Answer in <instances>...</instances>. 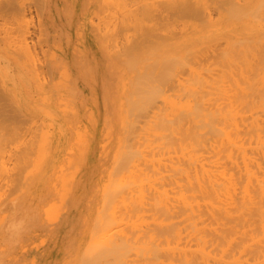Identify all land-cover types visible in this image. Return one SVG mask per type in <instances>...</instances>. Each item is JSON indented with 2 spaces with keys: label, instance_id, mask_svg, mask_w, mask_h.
Masks as SVG:
<instances>
[{
  "label": "bare ground",
  "instance_id": "1",
  "mask_svg": "<svg viewBox=\"0 0 264 264\" xmlns=\"http://www.w3.org/2000/svg\"><path fill=\"white\" fill-rule=\"evenodd\" d=\"M140 1L141 5L135 6ZM27 3L28 0L0 1V17L4 24L10 22V30L0 45V113L5 112L6 98L16 107L11 119L0 121V146L4 145L5 150L15 145L16 150L20 144L36 143L38 147L19 150V146V157L17 151L7 149L9 160L13 155L18 158L14 159L16 172L28 170L29 176L15 173L21 181L16 183L19 193L10 202L0 204V233L4 222L17 216V212L28 211L29 216H34L36 173L40 176L37 185L42 199L38 205L47 207L54 221L62 205L72 204L76 196L81 200L80 190L91 179L92 207L90 220L88 217L85 223L92 242L85 247L88 251L82 252L87 256L81 258L82 264H120V256L131 257L135 250L127 246L133 243L137 247L139 241H129L126 231L133 232L132 226L126 230L124 226L130 224L125 225L121 219H141L144 207V212L154 214L158 226H151L150 236L160 228V244L152 239L150 244L149 238L140 237L149 240L152 249L149 252L148 248V253L159 246L158 252L151 253L155 257L159 254L158 263H154L264 264V0H77L75 5H66L68 12L62 11L58 19L48 3L44 15L52 24L48 28L55 33L49 54V71L54 80L73 71L97 91L101 89L97 95H102L106 104L102 110L93 109L88 104L93 94L86 96L75 83L71 90L80 98L79 110L73 111L78 123L70 129L75 131L67 148L65 140H54L57 147H63L55 150L52 159L50 155L44 157L49 148L43 145L50 138L51 124L43 121L34 129V69L39 66L34 67L37 57L30 43L33 32L29 25L32 11ZM160 6L179 10L185 17L168 19L164 27H158L151 16ZM114 8H124L123 19L96 27L89 25L92 15L108 14ZM129 21L143 23L146 38L153 33L165 35L137 52L118 48V43L110 49L106 36L115 35L119 27L126 28ZM173 28L178 35H168ZM70 31H74L75 43L69 42ZM15 52L23 57L22 61L18 58L23 71L17 70L16 77L10 70ZM38 72L42 74L40 69ZM102 73L107 75L104 81H100ZM76 82L80 84L78 78ZM43 99V108L51 115L52 103L47 95ZM62 104L60 108L65 107ZM22 120L30 121L32 126L23 128L19 125ZM97 143L98 163L89 171L96 159L93 151ZM34 149L38 153L43 150L36 159ZM82 156L84 161L79 165ZM39 158L45 160V166ZM34 159L39 163L35 168L40 171L42 164L46 173L34 170ZM0 173L3 178L4 173ZM11 180L14 183L17 177ZM7 191L11 195L14 192ZM134 233L133 237L137 232ZM139 253V259L147 263L148 259L143 261L144 252ZM89 254L96 256L92 259ZM152 256L149 260H153ZM126 259L122 264H129L131 260Z\"/></svg>",
  "mask_w": 264,
  "mask_h": 264
},
{
  "label": "rangeland",
  "instance_id": "2",
  "mask_svg": "<svg viewBox=\"0 0 264 264\" xmlns=\"http://www.w3.org/2000/svg\"><path fill=\"white\" fill-rule=\"evenodd\" d=\"M70 2L72 3V5H75L77 0H28V3H27V8L29 10L31 9V11H32V13L29 14V20H30L29 25L32 26V27H30V26L29 27L31 28L30 30L33 32L32 33L33 34V40H32V36L30 34V36H31L30 43H31V45H34L33 47H35L34 57H37V59L39 60V63L37 64L36 63L37 59L35 60V58H34V60H35L34 67L35 66L36 67L39 66L38 70L40 69V71H42V74H43V77H41L42 74L40 72H38V70L34 69V92H35L34 93V98H35L34 99V122L36 120V122H35L36 123L35 124L36 128H35V125H34V129H37V123H39L38 126L39 125L41 126L40 123H42L43 121L46 122V123L49 122L48 124H51V131H50L51 135L49 134L50 138L48 139V142L46 144H43L45 146V148H46V145H47V148H49L48 149V151H49L48 153L49 154L47 153V150H44L45 151L44 153L45 154L47 153V155L44 156V157L47 158L50 155L51 159L54 157L53 155H55V152H56L55 150L57 148L59 149V148L63 147V146L62 147H57L56 146L57 143H54V140H57V139L65 140L66 145H64V148H67L68 147L67 145L69 144L68 140L70 141V139L74 135V131H75V130H70V129L72 127L75 128V125L78 123L77 122L78 121V115L76 113L79 110L80 98H78L77 96H73L74 94H73L72 90L74 91L75 83H76L77 87L78 86L81 87L82 91L86 94V96H91L93 94L91 96L93 98H90L88 100V104H91L93 109H95V108L98 109V107H99V109L102 110V108H105V106H106L105 100L102 98V95L100 96L101 98H99V96L97 95V93H99V95H100V93H102L101 89L98 88L99 91H97L92 83H91V85L85 83L84 79L83 78H79L77 75L75 76L73 71L72 72L71 71L67 72L68 74H65V76H67V77H65V76L61 77L58 81L54 80V75L51 72L52 71V66H51V61H50V58H49V54H50V47L54 46L55 33H54L53 30L48 28V26L52 25V24L45 17L44 14H45V12L48 9V3H49L54 16L56 17V19H58V18L61 17L62 11L66 10L68 12V9H67L66 5L69 6ZM28 4H29V6H28ZM134 4H135V6H140L141 5V1L140 2H135ZM31 16H33L32 17L33 21H31L32 20ZM123 16H124V8H114L108 14H94V15H92V17L89 19V25L92 26V27H96V26H100V24L105 23V22L113 23V22H115V21H117L119 19H123ZM184 17L185 16L183 14L179 13V10L170 11V10H166L163 6H160L154 12V15L151 16V18H153L152 22L156 23V25L158 27H164V23L168 19H172V20H177L178 19L179 20L180 18H184ZM136 23L138 24V28H135V24ZM7 30L8 31L10 30V22H8L7 24H4L2 18L0 17V45H2V42L4 41V36H5V33H6ZM60 32L61 31H59L58 33H60ZM70 32L71 33H70V36H69V42L70 43H75L74 42V38H75L74 31H70ZM145 34H146V27L144 26L143 23L137 22V21H134V22L129 21L128 26L126 28L119 27V28H117V31H116L115 35L106 36V37L108 38L107 42L109 43V48L110 49L116 43H118V46H116L118 48H124V49H128V50L130 49L131 52H137L140 48L146 47L148 44H152V43L160 40L165 35V33H162L161 37H159L158 33H153V34H150L148 36V38H146L147 35H145ZM168 35L176 36V35H178V30L176 28H173L171 30V32L168 33ZM9 51L13 54L11 48L9 49ZM15 56L17 58L15 57L14 59H12L10 61L11 62L10 67H12V66L14 67V68L13 67L10 68V70H11V72H12L14 77H16L15 75H19V74H17L19 71L20 72L23 71L21 65L19 64V62H21L23 60V57L19 56L17 54V52H15ZM18 58L21 61H19ZM16 64H18V65H16ZM49 64H50V67H51V71H49V68H50ZM19 66H20V69H19ZM69 67L70 68L73 67L72 62H70ZM101 68H102V70H104V65H102ZM17 70H19V71H17ZM44 71H46V72L49 71V73L51 75L48 72H47L48 74L46 72L44 73ZM14 73H15V75H14ZM39 74L41 76H39ZM102 74H103L102 75L103 80L100 79V81H104V80L107 79V75L104 74V73H102ZM69 75H70V77H69ZM35 76H38L42 81L38 77H35ZM43 78H44L45 82L43 81ZM66 78H68V79H66ZM77 78L80 81L79 85H78V82H76ZM48 79L51 80V81H49ZM47 80H48V82H51V83L48 84ZM41 82H43V83H41ZM86 85H88L89 87L86 86ZM43 89H44V91L45 90H47V91L43 92ZM42 92H43V94H41ZM58 93L59 94L62 93L63 95L61 94L62 95L61 96ZM45 95H47L49 101L52 103V113H51V115L50 114L47 115L45 109L43 108L45 106L44 105V99H43ZM49 95L50 96L52 95V96L50 97ZM54 96H56V97H54ZM37 98L39 99V101H38ZM51 98H53V99H51ZM63 98H65V104H62ZM69 98H71V99H69ZM59 100H62V101H59ZM97 100H98V103H97ZM5 101H6L5 106H4L5 112L0 113V121L4 120V118L11 119L12 116L15 114L13 112L16 109V107L10 102V100L8 98H6ZM60 104H62L65 107L64 108H60V106H59ZM104 104H105V106H104ZM38 105L40 106V108H39ZM66 108L67 109L69 108L72 111H69ZM61 109L63 111H61ZM74 110L76 111V113L73 112ZM60 111L63 112L64 115ZM65 111L66 112L69 111L70 113L71 112L72 113L68 114V112L65 113ZM51 116L52 117L54 116V117L52 118ZM56 116H58V117H56ZM66 116H68V117H66ZM64 118H65V120H64ZM19 125H21L25 129L30 128L32 126L30 121L29 122H27V121L23 122V120L19 123ZM39 130H40V128H38V132H39ZM36 132L37 131L35 130L34 133H36ZM38 132L35 135H38L39 134ZM99 136L100 135H98V137ZM31 138L32 137L30 135L28 137V139H31ZM34 140L35 141L37 140L35 136H34ZM49 142L51 144L50 146H48ZM6 143L8 145L9 142H6ZM6 143H4L5 147H6ZM60 143H64V142L61 141ZM25 145L26 144H20L19 146L22 147V148H20L19 150H21V149L23 150L24 148L27 150V147L29 148V146L31 147V145H33L32 147H34V148H36V146L38 147V144H36V143H35V146L32 143H30L29 146H28V144L26 146ZM12 146L10 147L8 145L9 148L6 147L5 150H4V145L0 146V150H1V152H0L1 153V164H0V170L1 171L0 172L4 173V174H2L3 178H2V176H0V204L3 203V202L4 203L10 202V200L14 199L13 197H16V195L18 196V193H19L18 189H19V184H20L19 182H17V181H20L18 179V175H16V177H17V180H15L16 182L13 183V181L11 180L13 178L14 179L16 178L15 177V173H19V175L27 174L29 176V171L28 170H24L23 171L24 173H22V174L19 171L16 172V170H17L16 163L17 162H15V160H17L18 158L17 159L13 158L14 155L13 156L11 155L12 158H13V159L11 158L12 160L11 159L9 160L10 156H9V158H7V156L9 155V152H8L7 149L11 148L12 151L15 150L14 149L15 145H12ZM16 146H18V145H16ZM1 147H3V148H1ZM18 147L16 148L15 151L18 150ZM45 148H43V149H45ZM95 148L98 149V150L94 149V151H93V157H95L96 159L93 162V164L91 163L92 166L90 167L89 171H93L94 170V166L98 163L97 160H98V155L100 153V144L97 143ZM6 150H7L8 154H5ZM17 152H15V154L17 153L16 155H18V157H19V152L20 151H17ZM40 153H38L37 149H34V156H35L34 158L36 159V158L40 157V155H41ZM44 153H42V155H44ZM37 154H39V155H37ZM14 157H17V156H14ZM35 159H34V164H35L34 165V170L38 169V168H35V167H37L39 165V163H41V161H42V164L45 163V160H43L42 158H39L38 161H40V160L41 161L37 165V161H35ZM9 161H11V162H9ZM83 161H84V157L82 156L81 160L79 162V165H81V163H83ZM42 164L39 166L41 168V170L40 171H39V169L37 170V171H39L38 173H41V175H42V173H46L47 172L44 168H42L43 167ZM85 164L87 165L89 163H85ZM43 165L45 166V164H43ZM8 171H9V173H8ZM6 174H9V175H7V177H9L10 179L7 178V177H6L7 179L6 178L4 179V175L6 176ZM11 174L13 175V177H10V176H12ZM0 175H1V173H0ZM34 177H35L34 180L36 179V184H34V206H35L34 207V216L33 217L29 216L28 211H23L22 213H18L17 212L16 213L17 216L12 217L9 220L4 222V225H3V231L4 232L2 231L0 233V264H63V263L64 264H67V263L68 264H80V262L82 264V262L84 261V260L82 261V259H81V258L84 257L83 253L85 254L88 251V248H89L88 246H91L90 244L92 242L91 238H90L89 225L87 226L86 223H85V221L87 220L88 217H89V220H90L89 209L92 207V200H90L91 199V195H92V189H93L91 179H89L90 182H89V180H87L86 183L82 186V188L80 190L81 191V200H80L79 196H76L77 199L75 198L74 202L72 203L73 205L70 202H69V204L66 203V204L62 205L60 209L56 210V212H58V213H59V211H61V212L58 214V217L56 216V218H55L56 221H54L53 214L49 210H47V207L44 206L45 207L44 208V207H41V206L38 205L39 203L42 202V199H40L41 189L37 185V179L40 176H39V174L37 176V173H36L34 175ZM8 179H9V182L7 183ZM16 183H19V184L17 185ZM8 184L11 187H8ZM85 185H87V186H85ZM5 189H6V191H5ZM7 190H11V191H14V192H12L13 194L11 195V193H8ZM36 193H37V195H36ZM144 210H147V208L144 207ZM144 210L142 212H143V215H144L143 217L147 216L144 219V221L147 220L146 222L143 221V217L140 219L138 217L134 218V216H133V218L136 219V220L138 218L139 222H138V220L134 221V219L132 217H130L131 220H130L129 217L126 220L125 219L124 220L121 219L124 224H125V222H126L127 225L130 224L129 226H124V227L127 228L126 230H128V228H130V226H132L131 229H132L133 232H131L130 229H129L130 231H126L125 230L126 232H128L127 236L130 234L128 236L129 241H131V240L139 241V243H137V247H136L135 244L129 242L128 239H127V243L128 244L131 243L129 245V247L127 246V248H129V250H131V251L135 250L136 254L138 253L137 256H136L135 252L133 253V252L130 251L133 254H130V256L131 255L132 256L128 257L127 259H126V256H124V255H122V256H124L125 258L120 256L121 258L126 259L127 261L131 260V261L128 262L129 264H132L133 260H137V257H138V259H139V257L140 258L142 257L141 256L142 253H139L141 250L144 252L143 261L144 260L147 261V259H148L147 263L144 262L145 264H148V263L149 264H151V263L152 264H157L158 263L157 259H159V258H157V257L159 256V254H158V256L156 254L157 257L152 256V254L156 250H157L156 252H158V249H159V246L157 244H160V242H161L160 241L161 239L159 237L160 236V228H158L157 231H156V233H158V234L155 233L153 236H150V232H152V230H149V229H151L153 226H154V229H155L157 224H155L156 220L154 218V214H152L151 211H145L144 212ZM87 212H88V214H87ZM142 212H140V213L142 214ZM153 213H154V211H153ZM63 215H64L65 218L62 217ZM151 215H153V216H151ZM47 216H50V218L47 217ZM148 217H150L151 219L148 218ZM153 220L155 221L154 224L151 223V222H153ZM133 221H134V223H133ZM135 223H138V224L142 225V228H144L145 230H142V228H140V230H139V227H141V226L140 225L137 226V225H135ZM150 223H151V225H150ZM75 224H76V226H75ZM143 224L144 225H148V226L144 227ZM149 226H150V228H149ZM58 227H59V229H58ZM7 228H10V229L8 230ZM133 228L134 229L136 228L135 230L137 232L136 236L134 235V237H133V233H134L135 230ZM137 228H138V231H137ZM142 231H144L143 234H142ZM138 232H140V233H138ZM145 233H146V235H144ZM6 234H8V235H6ZM142 235H143V238L147 237V239L149 238L150 241L146 240V239H143V238H140V237H142ZM153 237H154V239L156 238V240L159 238L158 241H155L153 239ZM141 239L146 241L148 244L144 245V243H143L144 241L142 242L143 244L140 243ZM151 239L155 243L157 242V244H155V245L158 246V249L157 248L153 249L154 252L152 251L153 252V253L151 252L152 254L148 253V251H146L151 246L150 245L151 242H153V241H151ZM76 240H77V242H76ZM148 241L150 242V244H149ZM127 243H126V245H128ZM87 244H89V245L87 246ZM134 245H135V247H133ZM85 247H88V248L85 249ZM130 247H132L134 249H130ZM153 247H155V246L153 245ZM140 248H142V249H140ZM151 249L149 250V252L151 251ZM83 250L85 252H83ZM125 250H127V249H125ZM80 252L81 253L83 252V253L81 254ZM127 252H129V251H125L126 254H127ZM89 253H91V248H90V252ZM146 253H148V255ZM93 254H91V255L89 254L90 256H92V257H90L92 259L94 258L93 256H96V254L95 255H93ZM146 255H147L148 258L145 257ZM150 255L153 257V260L152 259L149 260ZM68 256H71V260H69ZM86 257H84L83 259H85ZM133 257H135L136 259L133 258ZM154 257H155V259H154ZM76 258H77V260H76ZM95 258H97L98 261L100 259L99 257H95ZM114 258L118 259L119 257L118 258L114 257ZM87 259L89 260V256H88ZM97 259L95 261H97ZM101 259L103 260V259H107V258L105 257V258H101ZM108 259H112V258L108 257ZM123 259H121L122 262H123ZM121 260L118 259L117 261L119 262ZM151 260H152V262H151ZM154 260H156L157 263H154L153 262ZM75 261H77V263ZM112 261H114V260H112ZM127 261H126V263H127ZM122 262L120 264H122ZM135 262L136 261H134L133 264H137L138 262H139L138 264H144L141 260L136 262V263ZM85 263L88 264L89 262L88 263L85 262ZM98 264H100V263L98 262ZM108 264H109V261H108ZM110 264H112V262ZM114 264H115V262H114Z\"/></svg>",
  "mask_w": 264,
  "mask_h": 264
}]
</instances>
